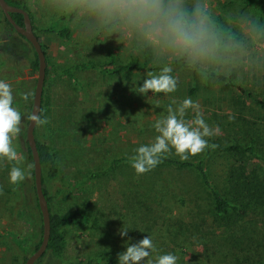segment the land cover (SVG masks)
<instances>
[{
  "label": "rangeland",
  "instance_id": "rangeland-1",
  "mask_svg": "<svg viewBox=\"0 0 264 264\" xmlns=\"http://www.w3.org/2000/svg\"><path fill=\"white\" fill-rule=\"evenodd\" d=\"M25 2L32 18L33 33L45 59L43 115L50 123L42 128L37 127V136L51 148L58 169V176L49 186V192L59 215L63 216L77 208L85 217L83 221L62 228L63 248L58 262L77 264L90 258H108V254L110 257V254L124 252L127 243H138L145 236L151 237L155 244L160 241L155 239L157 234L169 240L163 239L167 254L177 256V264L199 261L203 249L196 244V239L177 237L171 242L170 237L175 235L178 220L185 221L191 211V206L187 203L189 196L184 207L177 200L160 203L163 197L158 192L160 187L157 185L145 190L140 186L138 176L129 180L126 174H121L123 171L114 177L105 174L99 178H90V175L94 170L106 169L113 159L128 157L134 154V149L149 144L157 135L153 124L166 115V108L173 100L179 103L190 97L199 103L205 122L211 128L219 129L216 135L206 138L209 144L225 140L232 134L229 132L232 125L233 130L239 132L238 126L244 120L262 125L259 112L244 101L247 108L239 114L235 113L231 100L234 93H226L216 84L202 83L198 77L193 80L190 71L178 67L174 73L179 78L177 91L156 96L151 92L146 96L137 93V88L143 85L147 73L144 71L109 76L89 69L72 71L69 76H64L61 72L73 63L93 61L103 66L107 60V52L114 54L115 66L126 63L130 56L138 54L130 49L129 40L120 41L116 35L87 38L70 22L64 28L68 29L69 39L63 42L56 34L48 33L45 29L52 23L62 25L64 22H60V18L45 17L29 8L27 0ZM213 3L216 15L223 22L224 15L228 12H249L243 9L241 0H213ZM23 44L24 47H20L23 55L20 57L21 75L8 69H0V79L9 82L12 88L20 83L23 91L33 93L35 70L26 60V56L32 57L31 50L27 44ZM251 49L252 55L243 63L219 72H233L236 79L247 83V87L257 93L259 89L251 83L264 71V44H258L254 40ZM27 81L29 83L25 84ZM194 89V93L190 95L189 91ZM30 104L31 100L27 105ZM19 109L24 117L26 109ZM194 115L189 110L186 119H193ZM25 129L26 127L24 136ZM259 130L264 136V130ZM13 143L20 153L19 139H15ZM169 155L178 157L174 151ZM201 157L202 153L188 160ZM227 161L222 156H215L206 160L205 164L211 181L221 190L227 184ZM229 162L234 166L240 164L241 169L245 167L242 164L249 167L257 164L256 161H247L245 158L240 160L237 157ZM12 166L7 162L0 164V186L4 190V194L0 196V264H23L30 254L32 243L39 235L41 225L37 212L20 211L24 196L19 185L9 183ZM18 166L22 168V163ZM124 172L127 173L126 170ZM171 175L173 173L161 171L156 178L168 180ZM179 178L187 181L184 176ZM201 199L202 207L200 206L199 212L203 214L207 209L206 198L202 196ZM254 208L245 219L249 223V230L259 232L262 229V216ZM156 212L160 214H157L158 219L155 221L153 217ZM123 227L129 231L122 239L118 231ZM136 231L138 235H134ZM8 233L28 237V240L22 248L17 247L6 236Z\"/></svg>",
  "mask_w": 264,
  "mask_h": 264
},
{
  "label": "trees",
  "instance_id": "trees-1",
  "mask_svg": "<svg viewBox=\"0 0 264 264\" xmlns=\"http://www.w3.org/2000/svg\"><path fill=\"white\" fill-rule=\"evenodd\" d=\"M4 1L10 6L24 10L29 16L31 28L33 30L32 18L27 9L25 0ZM241 1L244 4L243 9L248 10L258 17L264 18V0ZM10 17L18 26L22 25L21 15L12 13ZM217 17L220 19L221 23H223L221 17L219 15H217ZM59 21L64 23L62 25L52 23L45 31L54 33L63 42H67L69 39V32L68 29L64 28L69 21L63 18H60ZM256 42L258 44H264V40L258 39ZM23 43L30 47L32 55L31 58L26 56V60L29 66L33 70H36L37 60L31 46L23 37L12 29L0 11V69H8L21 75L20 57H23V55L20 53V47H24ZM149 56L150 54L130 56L126 63L115 66L116 58L114 54L107 52V60L103 66L93 61L73 63L61 73L64 76H69L72 71L90 69L109 76H114L117 74H129L133 71H159V69L150 62ZM176 67L182 69L178 65ZM262 69L264 70V65ZM190 73L193 80H196V74L191 71ZM45 74L46 71H44V82L39 110L42 117H44L43 97L46 84ZM214 79L216 80V85L220 86L222 91L234 93L231 100L235 113L239 114L247 108L244 103L245 101L247 105L259 112L262 125L244 120L238 126L239 132L233 130L234 128L232 125L229 129V132H232V134L221 142L212 143L216 144L218 147L214 150L211 148L206 149L202 153V157L197 160H181L178 157L168 155L155 169L143 175H138L131 166L129 160L130 155L128 157L113 159L106 169L101 171L94 170L95 172L90 175V178H99L105 174L114 177L118 172L123 171L121 174H126L129 180L137 176L140 177L138 178L141 180L140 186L145 190H149L150 187L158 185L160 187L158 190L159 195L163 196L160 203H163V201L177 200L176 202L180 206H183L184 204L186 205L185 200L189 196L190 198L187 203L191 206V211H189L188 215L185 217V221L178 220L176 223V230L174 231L175 235H171L170 237L172 240L171 242H174L177 237H182L184 239L194 238L197 240L196 244L198 243L203 249L201 253L202 258L192 264H264V136L259 130V128L264 130V71L259 77L255 78L253 83H251L252 86L259 89L257 93H255L253 89H249L247 83L236 79L233 72H219ZM28 83L29 81L25 82V84ZM194 91L195 89L190 90V95H192ZM20 92H23L21 84L16 83L13 88V93L16 97L14 106L19 108L24 107L26 109V115L22 120V131L18 137L20 142V153L24 156L22 168L26 169L29 164L32 166L30 151L23 133L28 121L27 114H29L30 106L20 100L18 95ZM38 131L39 129L34 127L33 138L40 166L41 192L46 202L49 217V237L44 253L34 264H60L58 258L63 248L62 228L75 222L83 221L85 217L77 208L72 209L63 216L57 213L53 197L49 192V186L57 178L58 169L51 148L38 139ZM215 156H222L228 159V169L226 171L227 184L223 190L219 189L218 186L211 181L205 165L206 160ZM234 157L240 160L245 158L247 161H256L257 164L255 167L242 164L245 167L241 169L240 164L238 166L230 164L229 161ZM124 170H126L127 173L124 172ZM161 171H167L168 173H173V175H171V178L168 180L156 178ZM180 176H184L187 181H181L179 178ZM19 187L24 196L21 204L22 206L19 207L20 211L22 213L27 211L31 213L37 212L40 219L32 181V167L30 177H27L21 182ZM202 196L206 198L205 202L207 206L203 214L199 212L200 206L202 207L200 203ZM252 208H254V211L257 210V214H261L262 216V229L259 232L249 230V223L245 219L250 215L247 214L252 212ZM254 211L253 214L255 213ZM154 214L155 216L153 218L156 221L158 219L156 216L160 213L156 212ZM165 227L166 223L164 224V228ZM138 234L137 231L134 232V235ZM6 236L15 246L20 248H22L28 240V237H19L12 233H8ZM40 238L41 225L39 235L31 245L30 253L37 249ZM155 239H159L160 241L155 243L157 251L152 253L151 258L153 260H155L157 255L167 254L166 243L163 239L169 242V240L163 238L161 234H157ZM119 253L110 254V257L108 254V258H90L85 262L80 261L77 264H117Z\"/></svg>",
  "mask_w": 264,
  "mask_h": 264
},
{
  "label": "clouds",
  "instance_id": "clouds-1",
  "mask_svg": "<svg viewBox=\"0 0 264 264\" xmlns=\"http://www.w3.org/2000/svg\"><path fill=\"white\" fill-rule=\"evenodd\" d=\"M27 4L47 18L67 19L87 38L116 35L120 41L129 40L134 53L150 54L159 71H148L137 88V93L145 96L149 92L153 96L176 92L177 65L194 72L202 83L215 85L214 77L220 70L243 63L252 55V42L264 40V18L249 12H228L221 23L213 0H27ZM18 95L24 103L33 97L31 91ZM15 103L12 85L0 79V164L13 165L9 183L18 186L30 177L32 166H18L24 156L13 142L22 131L24 114ZM189 110L195 114L193 119H186ZM27 120L38 128L50 123L37 112L27 114ZM153 128L157 133L154 139L134 149L129 157L138 175L155 169L173 151L181 160H188L218 147L206 138L219 129L205 122L199 103L190 97L179 103L173 100ZM3 194L0 186V196ZM128 231L123 227L118 235L123 239ZM156 251L152 238L145 236L138 243L126 244V251L118 254V264H177L178 257L171 253L153 260Z\"/></svg>",
  "mask_w": 264,
  "mask_h": 264
},
{
  "label": "water",
  "instance_id": "water-1",
  "mask_svg": "<svg viewBox=\"0 0 264 264\" xmlns=\"http://www.w3.org/2000/svg\"><path fill=\"white\" fill-rule=\"evenodd\" d=\"M0 11L4 15L6 21L12 27V29L21 37H23L31 46L32 50L35 53L37 60V68L35 70V83L33 87V97L31 99L29 113L37 112L40 110V101L42 95V87L44 82V71H45V62L44 55L40 44L33 33L31 28V22L28 14L17 7L8 5L4 0H0ZM17 13L22 17V25L18 26L10 17V14ZM33 129L34 124L31 121H27L25 129V141L30 151L31 160H32V181L34 186V192L37 202V207L40 215V224H41V238L40 243L35 251L30 253L24 260L23 264H34L40 256L44 253L49 237V217L46 207L45 199L41 192V173L40 166L38 161V155L35 148V142L33 138Z\"/></svg>",
  "mask_w": 264,
  "mask_h": 264
}]
</instances>
